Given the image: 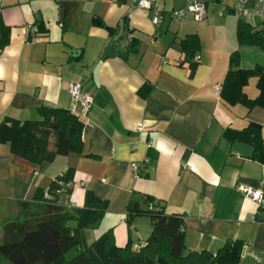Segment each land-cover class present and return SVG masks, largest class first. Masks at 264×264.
<instances>
[{
    "label": "crops",
    "instance_id": "0c3cea01",
    "mask_svg": "<svg viewBox=\"0 0 264 264\" xmlns=\"http://www.w3.org/2000/svg\"><path fill=\"white\" fill-rule=\"evenodd\" d=\"M153 1L159 8L162 0ZM135 2L0 0V17L9 27L8 43L0 49V123L38 120L41 107L68 109L67 85L73 81L93 99L82 119L79 155L56 156L41 167L0 143V231L4 237L6 223L37 214L36 189L73 168L65 213L74 215L91 191L107 202L98 228L104 233L103 226H112L117 246L126 231L130 238L131 229L143 223L141 216L126 223L130 201L146 209L139 197L149 195L164 214L183 218L187 250L214 255L236 240L243 242L240 264H264V207L241 192H264V109L229 106L220 96L231 53L238 51L237 67L248 68L264 66V51L238 44L239 16L229 20L226 12H206L194 21L190 11L177 18L162 5L153 24L152 12ZM187 5L183 0L179 8ZM38 24L43 30L32 34ZM187 34L200 41L192 72L178 44ZM144 87L150 90L141 97ZM244 92L257 96L255 77ZM249 122L260 126L263 162L251 157L248 144L224 139L227 128Z\"/></svg>",
    "mask_w": 264,
    "mask_h": 264
},
{
    "label": "trees",
    "instance_id": "16d2710c",
    "mask_svg": "<svg viewBox=\"0 0 264 264\" xmlns=\"http://www.w3.org/2000/svg\"><path fill=\"white\" fill-rule=\"evenodd\" d=\"M223 9L234 12L232 7ZM242 18L239 16L236 23L238 44L257 46L264 51V30L260 28L259 20L251 24ZM37 28L43 30L40 24ZM8 40L9 27L0 17V49ZM178 44L188 56L192 72L196 66L192 57L200 49L199 38L196 34H187ZM238 61L239 54L235 50L230 55L220 92L221 99L229 106L240 104L247 110L255 107L264 109V66L255 64L248 68L237 67ZM251 77H255L258 90L254 98H249L244 92ZM149 90V87L139 89L138 95L145 97ZM39 117L38 120L24 121L4 119L0 123V143L8 144L15 157L41 167L51 163L56 156L81 154L84 124L81 118L69 109L50 107H41ZM224 139L231 143L248 144L252 148L251 157L263 162V142L257 123L249 122L239 130L227 128ZM73 174V168H68L46 189H36L33 199L39 207L37 214L5 224L0 244L1 258L11 264H240L243 248L241 241L224 243L214 255L207 251L187 250L183 218L180 215L164 214L149 195L139 197L147 204L146 209H141L139 202L132 200L126 213L128 226H131L136 216L148 218L151 231L143 244L133 245L129 239L123 246H117L113 235L106 232L90 247H84L83 229L99 225L107 210V202L86 190L83 207L74 215H67L64 207L69 204V184ZM45 194H49L51 199L46 200ZM68 221L74 222L73 228L67 226ZM71 248L78 252L66 260L64 254Z\"/></svg>",
    "mask_w": 264,
    "mask_h": 264
},
{
    "label": "built area",
    "instance_id": "2783aa9c",
    "mask_svg": "<svg viewBox=\"0 0 264 264\" xmlns=\"http://www.w3.org/2000/svg\"><path fill=\"white\" fill-rule=\"evenodd\" d=\"M136 6L152 12L151 22L157 24L161 19V10L157 7L156 2L153 0H136ZM188 10L192 14L194 21H201L206 14V3L204 0H188L187 7L175 9L171 14L177 18L184 16L185 11ZM233 11L241 17H254L259 20L261 28L264 30V0H237L233 6ZM39 30L33 28L32 34H36ZM131 38V37H130ZM194 61H199V55L193 56ZM218 88V86H216ZM67 92L71 100L70 107L68 108L71 113L83 119L93 104L92 97L83 92L80 82H70L67 85ZM134 171L137 170V164L131 165ZM243 195L254 201L258 208L264 207V192L260 189H253L251 187L241 188ZM45 199L50 200L51 196L45 194Z\"/></svg>",
    "mask_w": 264,
    "mask_h": 264
},
{
    "label": "rangeland",
    "instance_id": "374dc122",
    "mask_svg": "<svg viewBox=\"0 0 264 264\" xmlns=\"http://www.w3.org/2000/svg\"><path fill=\"white\" fill-rule=\"evenodd\" d=\"M204 1L206 2V12H208L207 16H209V12H216L217 14H219V12H224V14H225V12H226V14L224 16L228 17L229 20H231L233 18L235 19V18H237L239 16L237 13H231V11H229V9H223L224 7H232L233 8V6L236 4L237 0H204ZM162 5H165V7L167 8L166 9L167 12H172L173 10L178 9L181 5H183V0H165L164 3H163V0H162V1H160L159 10H162L161 9ZM175 19L176 18L173 17V21H176ZM243 19L245 21H247V22H250L251 24L258 23V20L255 19L254 17H243ZM218 22H219V20H217V19H215V21H213V23H218ZM198 23H200V22H198ZM209 23L211 24L210 21H209ZM263 33H264V31H263ZM257 48H258V50H261L259 47H257ZM257 56H258L259 59H263V57H262L263 54L259 53V55H257ZM34 208L35 209L39 208L37 206V203H36V205H34ZM67 211L69 212L71 210L68 209ZM71 214L72 213H70V215ZM31 215H33V214H31ZM141 217L143 219H140V221H143V223L140 224V222L138 221V226L131 229V231H135V234H133L132 236H130V238H128V233L126 231V239H123V241L125 240L124 244L129 239H130V241H131V243L133 245H138V244H142V243L145 242V240H146L147 236L150 234L151 230H150V227H149L150 225L148 224V220L146 218H144V216H141ZM126 223L128 224V222H126ZM67 226L70 227V228H73L74 227V222L73 221H68ZM98 227L99 226L88 227V228H84L83 229L82 235H83V240L85 242L83 244L84 247H90L96 240H98L106 232H110L113 235V229H112L113 227L112 226L111 227H104L103 226V228H107V231L104 232V233H102L104 230H102L101 228H98ZM140 231H141V233H140ZM113 237H114V235H113ZM2 241H3V231L2 232L0 231V244L2 243ZM114 243H115V241H114ZM115 245H117V244L115 243ZM123 245H121V246H123ZM77 252H78L77 249L71 248V249L68 250V252H66L64 254V258L66 260H70L72 257H74L77 254ZM0 264H11V263L9 261H7L6 259H3V258L0 257Z\"/></svg>",
    "mask_w": 264,
    "mask_h": 264
},
{
    "label": "water",
    "instance_id": "95a60500",
    "mask_svg": "<svg viewBox=\"0 0 264 264\" xmlns=\"http://www.w3.org/2000/svg\"><path fill=\"white\" fill-rule=\"evenodd\" d=\"M118 46H119L120 51H122V50H123V49H122V41L118 44ZM70 53H71V52H70ZM74 53H77V50H76Z\"/></svg>",
    "mask_w": 264,
    "mask_h": 264
}]
</instances>
